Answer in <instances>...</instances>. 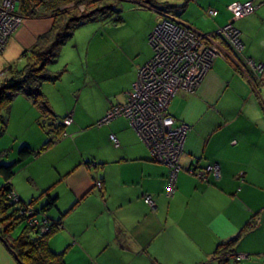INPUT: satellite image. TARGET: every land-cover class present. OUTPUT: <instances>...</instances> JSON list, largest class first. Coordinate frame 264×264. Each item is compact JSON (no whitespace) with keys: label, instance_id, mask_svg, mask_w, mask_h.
Wrapping results in <instances>:
<instances>
[{"label":"crops","instance_id":"crops-1","mask_svg":"<svg viewBox=\"0 0 264 264\" xmlns=\"http://www.w3.org/2000/svg\"><path fill=\"white\" fill-rule=\"evenodd\" d=\"M152 1L155 7L133 0L128 6L132 12L123 14L122 9L118 22L87 21L60 46L49 69L62 67L63 74L40 86L55 118L71 115L72 121L61 126L60 137L40 125V112L30 99L16 96L12 101L10 118L13 112L25 117V129L31 132L19 146L37 151L52 139L16 165L13 187L24 201L43 190L55 196V205L46 213L61 225L48 244L61 252L65 264H217V244L244 226L250 228L237 243L236 254H248L241 260L260 258L264 252V0H250L254 10L235 19L227 6L247 0H188L181 12L163 10L175 17L181 14L180 21L196 31H215L231 22L241 44L234 51L222 43L240 65L230 56L214 57L196 88H179L166 105L177 122L188 125L169 195L167 165L154 158L130 120L118 114L99 123L112 105L126 100L138 68L152 57L148 35L155 26V9L179 4ZM50 24L49 16L23 17L7 40L8 58L20 56ZM246 58L262 63V71L246 66ZM12 61L0 58V70ZM70 62L79 70L65 78ZM0 146L4 149L6 144ZM211 162L218 164L219 175L198 176L196 169ZM98 179L100 187L95 184ZM144 195L152 197L153 210ZM0 264H12L1 248Z\"/></svg>","mask_w":264,"mask_h":264},{"label":"trees","instance_id":"trees-1","mask_svg":"<svg viewBox=\"0 0 264 264\" xmlns=\"http://www.w3.org/2000/svg\"><path fill=\"white\" fill-rule=\"evenodd\" d=\"M122 1L15 0L14 9L22 17L31 18L45 15L51 18V24L46 31L36 37L35 42L28 49L22 51L17 62L8 63L7 75L0 79V135L6 129L11 102L17 95L22 94L38 108L41 118L42 116L49 117L50 125L53 121L56 122L54 128L51 126L50 129L55 131L56 138L60 137L62 117L55 118L43 97L40 86L42 82L59 79L63 74V69L52 71L48 65L56 60L60 46L72 36L77 26L95 19L120 21ZM141 1L155 7L152 0ZM187 1L184 0L183 3L177 5L162 4L163 6H156L158 9L155 11L160 13L164 12L163 10L176 9L181 12ZM77 4H81L82 8L76 7ZM61 5L65 6L60 7ZM228 10L233 16L229 8ZM229 23L232 25L231 22ZM220 38H222L221 35ZM97 121L95 125H97ZM39 123L44 126L43 121ZM177 123L179 122L175 120L174 124ZM51 141L52 139H46L37 151L23 145L18 149L15 159L9 162L2 161L4 156H8V148L0 151V235L9 244L11 253L16 254L23 264H65L61 252L53 250L48 244L49 236L61 225L59 219H52L46 213L55 205V196H51L46 190H43L39 196L24 201L19 197L12 184L16 165L35 153H39ZM41 195H43L42 199L39 198ZM30 210L33 214L32 221L37 223L35 226L27 220ZM18 225L21 226V229L17 233H13ZM249 228V226H244L234 236L217 244L215 248L217 264H236L244 257H248L246 253H244L245 256H241L240 253L236 254L235 248Z\"/></svg>","mask_w":264,"mask_h":264},{"label":"built area","instance_id":"built-area-1","mask_svg":"<svg viewBox=\"0 0 264 264\" xmlns=\"http://www.w3.org/2000/svg\"><path fill=\"white\" fill-rule=\"evenodd\" d=\"M3 1L5 3L9 0ZM11 1L10 8L14 10L15 0ZM254 7L250 0L236 1L228 5L234 19L252 12ZM0 10L2 11L0 30L5 24H11L12 20L16 22L21 20V17L11 16V12L3 8ZM209 12L214 14L215 10ZM10 28L0 32V46L8 40ZM222 29H226L235 47H241L237 31L230 23L225 24ZM219 33L228 38L225 32L219 31ZM202 37L204 33L191 29L174 17L164 13L158 14L157 24L148 35V41L154 51L152 57L138 68L137 78L127 92L126 101L120 105H112L99 121V123L105 122L118 114L130 120L154 158L167 165L169 174L166 193L168 195L174 189L175 176L180 169L179 157L188 125L174 124L175 119L166 111V105L179 88L193 91L198 85L201 74L205 72L214 57L224 58L225 56L218 47L213 46L199 52ZM196 58L199 59L200 64ZM246 61L253 70L262 71V63L253 62L251 59ZM191 69H195V72L191 73ZM64 121L69 124L72 121L71 115L66 116ZM110 138L116 141L113 134H110ZM205 171L218 176L219 166L216 162H211L204 168L196 169L200 177L204 176ZM95 184L100 187L101 180H96ZM143 200L152 210L154 209L155 203L150 195H144Z\"/></svg>","mask_w":264,"mask_h":264},{"label":"rangeland","instance_id":"rangeland-1","mask_svg":"<svg viewBox=\"0 0 264 264\" xmlns=\"http://www.w3.org/2000/svg\"><path fill=\"white\" fill-rule=\"evenodd\" d=\"M163 1H168V2H170V3H173V2H176V3H183V1L184 0H163ZM10 4H12V1L10 2V0L9 1H7V2H5L4 3V1L3 0H0V8H3L4 10H7V11H9V12H11V16H18V17H21V20L19 19L17 22H16V20H12V23L11 24H5L4 25V28H1V30H0V32L2 33V31H5L6 29H8V28H10V35H12V33L14 32V30L21 24V22H22V16L20 15V13L19 12H17V10L16 9H14V10H11V8H10ZM133 4H134V2H133V0H123L122 2H121V6H122V9H123V14H124V11H125V14H130V12H132L131 11V9L129 10L128 9V6H133ZM68 5H71V4H68ZM125 5V9H124V6ZM65 5H61L60 7H64ZM76 7H79L80 9L82 8V5L81 4H77V6ZM2 11L0 10V13H1ZM183 13H184V11H183ZM182 13V14H183ZM136 14H138L137 12H136ZM170 16H172V17H174V19H177V21L179 20L180 21V19L178 18V17H183V16H181V14H179V16H177V17H175V16H173V15H170ZM155 19H156V24H157V19H158V14L157 13H155ZM181 22V21H180ZM225 26V25H224ZM223 26V27H224ZM223 27H221L220 29H219V31H221V32H225L226 34H227V36H228V38L226 37V36H224V35H222V38H220V33H219V31L217 32V30H215V31H212V30H208V31H205V30H198V31H200V32H202V33H204V32H206V33H204V37H202L201 39H200V47H199V52H202L203 50H206V49H209L211 46H213L214 48H216V47H218L219 48V50L223 53V55H225V56H230V58L229 59H232L233 61H236V62H239L238 60H237V58H236V56H235V54H234V52H227V50L225 49V47L222 45V43H223V41L224 42H226L227 44H229V46L234 50V51H237L236 49H239L240 47H235L233 44H232V40H231V38H230V35L228 34V32L227 31H225V30H223L222 28ZM197 30V29H196ZM210 31H212V32H210ZM6 43H7V41L6 42H4L3 44H2V46H0V58L1 59H3L4 60V62H6V61H9V60H11L12 61V56H10L9 58H8V54L9 55H11L10 53H7V52H4V50H5V48H6ZM19 54H17L16 56H13V57H15L14 59H13V61L12 62H17V60L21 57V56H18ZM18 56V57H17ZM66 59H69V57L66 55ZM247 59V58H246ZM196 60H197V62L200 64V62H199V59L198 58H196ZM212 60V59H211ZM212 62V61H211ZM210 62V63H211ZM245 65L246 66H248L251 70H253V68H251V66L249 65V63L245 60ZM241 64V62H239V64L238 65H240ZM8 65V64H7ZM7 65L5 66V67H3V68H1V70H0V79H3L4 77H5V75H7V73H6V68H7ZM210 65V64H209ZM244 65V66H245ZM51 66V64H49L48 65V67H50ZM53 66V65H52ZM243 66V65H242ZM209 68V66L207 67V69ZM60 69H62V67L61 68H58L57 70H60ZM206 69V70H207ZM76 70H79V67L74 63V62H70V64L66 67V70L65 71H67L66 72V75H65V78H67L68 76H69V78L71 77V76H73V75H75V73H76ZM205 70V71H206ZM53 71H55V70H53ZM192 72H195V69H191V73ZM205 72H203L202 74H201V76H200V80L202 79V76H203V74H204ZM66 80L67 79H65V82H66ZM200 80L198 81V83L197 84H199L200 83ZM17 96H24V95H22V94H20V95H17ZM16 98V97H15ZM14 98V99H15ZM18 98H20V97H18ZM23 98V97H22ZM24 98H27L26 96H24ZM13 99V100H14ZM28 99V98H27ZM17 100V99H16ZM126 101V100H125ZM124 101V102H125ZM15 102V101H14ZM124 102H122V103H119V105L120 104H123ZM12 103V102H11ZM11 106V105H10ZM10 115H11V110H9V115H8V126H7V130L2 134V135H0V145H2V144H6V146L4 147V149H6V148H8V153H7V155L8 156H4V158H2V161H7V159L8 158H12L15 154H17V152H18V149L21 147V146H19V144L21 143L20 141H24V139H28L29 137H30V135H31V132H29L27 129H25V117H22V116H20L17 112H13V116L10 118ZM48 118L49 117H46V116H42V121L44 122V125H46L45 127H47V128H50L51 127V125H49V124H47V122H48ZM66 119V116H64V117H62L61 118V120H62V125H64V124H66L65 123V120ZM54 125H56V122H52V126H54ZM15 134H18L17 135V137H18V139L17 140H12L13 139V135H15ZM14 145V147H13V149H12V146ZM3 149V146H0V151ZM13 153V155L12 156H10L9 157V155L10 154H12ZM201 168V167H200ZM202 168H204V167H202ZM206 172V171H205ZM30 215L28 216V221H30L34 226L37 224L36 222H34V221H32V216H33V214H32V212H31V210H30ZM42 227V225L40 226V228ZM21 229V226L20 225H18L17 226V228H15L14 230H13V233H17L19 230ZM1 236V235H0ZM7 245H8V247H9V244L7 243ZM0 248L2 249V251H3V253L5 254L6 253V255H8L9 256V258H10V260H11V262H12V264H18L19 262L21 263V264H23L22 263V261L18 258V260H16L15 258H14V256H13V253H11V251H10V247H9V249H7V247L5 246V244L0 240ZM16 255V254H15ZM17 256V255H16ZM261 257L260 258H252L250 261H248V260H240V261H238L236 264H257V263H260V264H264V252L263 253H261V255H260Z\"/></svg>","mask_w":264,"mask_h":264},{"label":"water","instance_id":"water-1","mask_svg":"<svg viewBox=\"0 0 264 264\" xmlns=\"http://www.w3.org/2000/svg\"><path fill=\"white\" fill-rule=\"evenodd\" d=\"M0 240L5 244V246L7 247V249H9L7 243L5 242V240H4L1 236H0ZM13 256H14V258H15L16 260H18V258H17V256H16L15 254H13ZM18 264H21V263L19 262Z\"/></svg>","mask_w":264,"mask_h":264},{"label":"bare ground","instance_id":"bare-ground-1","mask_svg":"<svg viewBox=\"0 0 264 264\" xmlns=\"http://www.w3.org/2000/svg\"><path fill=\"white\" fill-rule=\"evenodd\" d=\"M160 13H164V14H166V15H169V14H167L166 12H160ZM160 13L157 12V14H160Z\"/></svg>","mask_w":264,"mask_h":264}]
</instances>
